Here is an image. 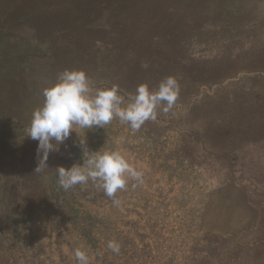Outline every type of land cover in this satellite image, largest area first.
<instances>
[{
	"label": "rangeland",
	"instance_id": "1",
	"mask_svg": "<svg viewBox=\"0 0 264 264\" xmlns=\"http://www.w3.org/2000/svg\"><path fill=\"white\" fill-rule=\"evenodd\" d=\"M65 69L125 97L172 76L179 95L136 131L76 127L38 173L25 130ZM84 136L143 172L119 205L59 186ZM77 248L89 264H264V0H0V264H77Z\"/></svg>",
	"mask_w": 264,
	"mask_h": 264
},
{
	"label": "clouds",
	"instance_id": "2",
	"mask_svg": "<svg viewBox=\"0 0 264 264\" xmlns=\"http://www.w3.org/2000/svg\"><path fill=\"white\" fill-rule=\"evenodd\" d=\"M41 94L43 102L33 110L25 130L28 138L38 141V162L34 169L38 173L50 169L49 153L58 152L76 127L103 129L118 119L136 131L146 121H155L158 109L168 113L178 99L179 84L174 77L167 76L155 89L140 84L134 93L125 97L116 84L93 86L85 71L65 69L57 74L54 83L41 89ZM78 146L82 149V163H74L69 168L58 165L54 170L59 186L65 191L91 181L107 197L113 198V204L119 205L116 194L126 189L129 178L143 183V172L118 150H90L85 136L79 139ZM107 246L114 253L120 251L115 241H109ZM74 256L77 264H89L88 255L82 249H75Z\"/></svg>",
	"mask_w": 264,
	"mask_h": 264
},
{
	"label": "trees",
	"instance_id": "3",
	"mask_svg": "<svg viewBox=\"0 0 264 264\" xmlns=\"http://www.w3.org/2000/svg\"><path fill=\"white\" fill-rule=\"evenodd\" d=\"M8 217H11V215H8ZM21 217H23V214L21 215ZM11 219V218H10ZM18 226H17V228H15V229H13V227H12V231H15V233L14 234H18L17 232H18ZM10 230H11V225H10Z\"/></svg>",
	"mask_w": 264,
	"mask_h": 264
}]
</instances>
